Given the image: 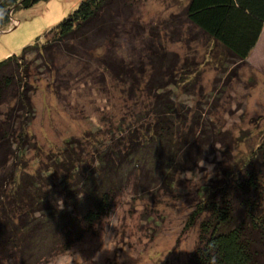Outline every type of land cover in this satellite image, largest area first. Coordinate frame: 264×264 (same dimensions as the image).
Instances as JSON below:
<instances>
[{
  "label": "trees",
  "instance_id": "1",
  "mask_svg": "<svg viewBox=\"0 0 264 264\" xmlns=\"http://www.w3.org/2000/svg\"><path fill=\"white\" fill-rule=\"evenodd\" d=\"M41 1L48 0H0V26L10 25L18 9ZM137 11L134 0H81L20 53L0 61V264L12 259L35 264L40 256H54L63 245L67 248L94 233L131 181L144 192H160L168 182L174 184L176 174L208 160L216 152L208 147L220 143L223 149L217 152L226 156L229 130L216 132L213 139L206 130L193 137L182 133L180 123L187 115L178 113L168 90H162L179 84L174 71L180 58L163 43L159 48L158 26L148 28L144 43V51L154 50L151 55L145 51L129 60L119 51ZM184 13L191 30L215 43L214 55L222 65L244 62L264 29V0H188ZM178 23L174 15L164 23L166 42L180 34ZM83 61L85 66L74 69ZM95 62L101 69L92 68ZM183 66L186 75L193 73L188 61ZM233 69L227 73H235ZM40 72L49 74V86L57 91L76 90L80 84L103 85L109 91L106 84L111 80L130 100L131 89L142 77L140 85L153 93L154 105L149 115L137 113L133 117L138 120L117 128L112 138L94 130L68 138L62 149L30 169L25 159L37 147L29 121L35 115L32 93ZM209 121L208 116L201 126ZM245 157L241 167L238 160L231 161L223 182L201 188L189 220L199 221L190 264H264V140ZM136 177L144 181L136 182Z\"/></svg>",
  "mask_w": 264,
  "mask_h": 264
},
{
  "label": "rangeland",
  "instance_id": "2",
  "mask_svg": "<svg viewBox=\"0 0 264 264\" xmlns=\"http://www.w3.org/2000/svg\"><path fill=\"white\" fill-rule=\"evenodd\" d=\"M187 1L134 0L138 11L129 23L131 34L119 51L129 60L146 52L151 55L154 50L146 48L145 52L144 43L148 39V28L158 26L159 48L163 43L168 51L177 53L180 58L174 71L179 84L172 83L162 90H168L178 113L187 115V119L180 123L184 125L182 133L188 132L193 137L198 131L206 130L213 139L219 131L229 130L231 134L226 143L231 144L225 146L226 156L221 150L217 152L223 149L220 143L208 147L216 151L208 160L189 171L179 172L174 184L168 182L160 192H144L141 187L137 188L138 183L135 185L131 181L119 194L112 212L97 224L94 233L86 234L67 248L63 245L54 256H40L35 264H190L191 254L198 244L199 221L189 224V220L200 200L201 188L216 181L223 182L231 161L238 160L241 167L240 160L264 140V29L257 46L244 62L233 65L230 61L222 65L219 57L214 55L215 43L197 29L191 30L184 13ZM80 2L48 0L15 11L10 25L0 26V61L20 53L24 46L73 12ZM173 15L180 21L175 24L180 28V34L174 41L166 42L164 23ZM138 22L144 25V31ZM174 28L172 25L168 30ZM186 61L193 71L190 75L184 73L183 63ZM82 65L85 66L86 62H77L74 69L79 71ZM100 67L96 62L92 65V68ZM234 67L235 73H227ZM48 75L40 72L41 78L36 76L35 86L38 87L32 93L35 115L31 116L29 123L37 147L25 159L30 169L37 166L38 160L47 161L49 154L62 149L68 138H81L90 130L96 135L105 134L106 138H112L117 128H126V123L132 125L138 120L133 117L139 115L137 113L149 115L154 105L151 101L154 97L150 95L153 93L144 88L145 85H140L145 79L140 77L139 81V76L135 89L130 88L134 93L130 100V95L111 80L106 84L109 91L103 90V85L83 84L76 90L57 91L50 88ZM208 116L212 119L209 125L213 126L207 127L208 123L201 126ZM260 153L256 154L259 161L263 157ZM136 178V182L144 181ZM241 212L237 213L239 220L242 219ZM19 263L18 259L4 262Z\"/></svg>",
  "mask_w": 264,
  "mask_h": 264
},
{
  "label": "clouds",
  "instance_id": "3",
  "mask_svg": "<svg viewBox=\"0 0 264 264\" xmlns=\"http://www.w3.org/2000/svg\"><path fill=\"white\" fill-rule=\"evenodd\" d=\"M58 207H62V204L58 205Z\"/></svg>",
  "mask_w": 264,
  "mask_h": 264
},
{
  "label": "crops",
  "instance_id": "4",
  "mask_svg": "<svg viewBox=\"0 0 264 264\" xmlns=\"http://www.w3.org/2000/svg\"><path fill=\"white\" fill-rule=\"evenodd\" d=\"M260 40V39H259ZM259 42V41H258ZM258 44V43H257ZM257 46V45H256ZM253 51V50H252ZM10 54V53H9Z\"/></svg>",
  "mask_w": 264,
  "mask_h": 264
}]
</instances>
